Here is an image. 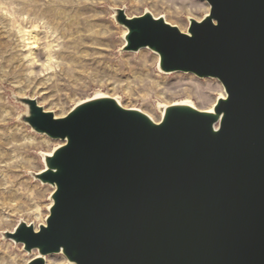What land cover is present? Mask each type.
<instances>
[{
    "label": "water",
    "instance_id": "water-1",
    "mask_svg": "<svg viewBox=\"0 0 264 264\" xmlns=\"http://www.w3.org/2000/svg\"><path fill=\"white\" fill-rule=\"evenodd\" d=\"M187 32L146 11L125 51L148 47L168 73L218 79L214 111L166 108L159 123L112 97L64 117L24 98L30 127L64 143L36 175L55 186L46 225L7 239L73 264H264V0H207Z\"/></svg>",
    "mask_w": 264,
    "mask_h": 264
},
{
    "label": "rangeland",
    "instance_id": "rangeland-1",
    "mask_svg": "<svg viewBox=\"0 0 264 264\" xmlns=\"http://www.w3.org/2000/svg\"><path fill=\"white\" fill-rule=\"evenodd\" d=\"M118 9L129 17L146 11L164 16L185 32L189 19L200 21L211 6L207 0H0V166L5 169V184L0 188L7 192L0 197L4 203L0 263L4 251L26 263L36 255L31 256L22 244L6 241L3 231H13L20 220L38 228L36 206L45 223L54 188L36 181L30 172L44 168L41 152L62 143L35 133L23 120L28 105L22 99L34 98L47 111L64 117L77 103L104 93L159 121L161 104L189 99L206 110L215 105L221 92L225 94L216 78L161 73L160 56L151 49H144L145 59L141 51H125L127 28L117 21ZM34 22L37 48L25 45L28 35L22 32L32 30ZM50 41H55L56 52L48 64ZM30 138L42 143L27 147ZM28 161L34 166H27ZM56 256L66 260L64 255ZM9 263L14 264L11 257L3 264Z\"/></svg>",
    "mask_w": 264,
    "mask_h": 264
},
{
    "label": "bare ground",
    "instance_id": "bare-ground-1",
    "mask_svg": "<svg viewBox=\"0 0 264 264\" xmlns=\"http://www.w3.org/2000/svg\"><path fill=\"white\" fill-rule=\"evenodd\" d=\"M210 12V11H209ZM209 12L207 13V14H205L204 16H203V18L206 16V15H208L209 14ZM162 17H164V16H162ZM165 18V17H164ZM165 20H166V18H165ZM190 20V19H189ZM36 22H34V23H32V30H27V29H23L22 30V32L24 33V35H28V37L27 38H24V40L25 41H27V43L25 44L26 46L27 45H32V46H34V48H37V46H38V43H39V39L37 38V32L34 30L36 27H37V25L35 24ZM56 29H54V28H50V31L51 32H54ZM182 31V30H181ZM50 32V33H51ZM127 32H128V30L126 29V33H125V35L127 34ZM184 32V31H183ZM185 32H187V31H185ZM55 43V41H50V42H48L47 43V58H48V64H50V61L51 60H53V58H54V53L56 52V50H55V46H53V44ZM125 44H126V41H125ZM124 44V45H125ZM146 48H148V47H144V48H141L140 50H138L137 52H139V51H141L140 52V55H141V58H143V59H145L146 57H147V52L144 50V49H146ZM149 49V48H148ZM154 53H156L157 54V52H154ZM34 53H32V51H30V55H33ZM36 57V56H35ZM34 57V58H35ZM159 61H160V57H159ZM158 64H159V62H158ZM159 71L161 72V73H163V74H168V72H164V71H162L160 68H159ZM175 73H180V72H175ZM204 79V78H203ZM210 79H215V78H210ZM224 88V87H223ZM225 90V89H224ZM98 97H110L109 95H107V94H104V93H99V94H97L94 98H98ZM221 97H223V98H225L226 97V92H225V94L223 93V92H221L220 93V95H219V97L217 98V100L219 99V98H221ZM27 98H29V97H27ZM31 98V97H30ZM94 98H90V99H94ZM114 99H116L117 101H118V103L120 104V105H122V103L120 102V99L118 98V97H113ZM31 99H34V98H31ZM90 99H87V100H90ZM87 100H83V101H81V102H79V103H77L76 105H78V104H80V103H82V102H84V101H87ZM217 102V101H216ZM173 104H186V105H190V106H192V107H195V108H197V109H199L197 106H196V104L193 102V101H191V100H189V99H184V100H182V101H179V102H174V103H172L171 105H173ZM216 104V103H215ZM123 106V105H122ZM168 106H170V104L169 105H167V104H161V105H159V112H160V114H161V119H162V117H163V115H164V113H165V110H166V108L168 107ZM214 107H215V105L213 104V105H211L210 107H208V109H206V110H202V109H199V110H202V111H208V112H213L214 111ZM126 108V107H125ZM131 109H136V108H131ZM136 110H139V111H142L143 112V110H141V109H136ZM47 111V110H46ZM143 113H145V112H143ZM28 114V110L26 111V113H25V115H27ZM145 114H147V113H145ZM152 120H154L156 123H159L160 121H161V119L159 120V121H157L156 119H154L151 115H149V114H147ZM56 117H58V116H56ZM35 133H38V132H36V131H34ZM38 134H41V135H46V134H42V133H38ZM47 136V135H46ZM50 138V137H49ZM51 139H53V138H51ZM53 140H58V139H53ZM58 141H61V140H58ZM62 142V143H61ZM60 143L61 144H59V145H57V146H55V148L53 149V150H51L50 152H41V157H42V161H43V163H44V168L43 169H41L39 172H30V175L32 176V177H34V179L36 180V181H40L42 184H44V185H47L46 183H43L40 179H38L37 177H36V175L37 174H39V173H41L44 169H45V167H46V163H45V158H46V156H49V155H52V153L60 146V145H62L64 142L63 141H61ZM40 143H42L41 141H37V140H35L34 138H30L28 141H27V147L29 146V147H34V146H36V147H38L39 146V144ZM0 159H2V157H1V155H0ZM27 166H29V167H32V166H34L33 165V163L31 162V161H28V163H27ZM4 171H5V169H2V167L0 166V187L2 186V185H4L5 184V182H4V177H3V175H4ZM49 185H51V184H49ZM53 188H54V190H55V186H53V185H51ZM54 190H53V192H54ZM52 192V193H53ZM7 192L5 191V190H3L2 188H0V197H1V195L2 194H6ZM52 195V194H51ZM51 195H50V201H52V204H53V199L51 198ZM4 206V203H2L1 201H0V210H1V208ZM52 205H50L49 206V208H48V211L50 212V207H51ZM34 215H35V217L37 218V220L38 221H40V225H38V228H35V226H34V229L36 230V231H38L39 230V227L41 226V225H46V219H47V217H46V219H45V223H44V218H43V216H42V214H40V212H39V208L36 206V209L34 210ZM49 215V214H48ZM1 221H3V217H1L0 216V223H1ZM20 222H25L24 220H20L19 221V223ZM18 223V224H19ZM26 223V222H25ZM17 224V225H18ZM28 224V223H27ZM31 224V223H30ZM30 224H28V225H30ZM14 230H15V228L13 229V231H11V232H14ZM4 233L5 232H8V231H3ZM8 240H10V241H12L13 243H15V244H18V243H16L13 239H7L6 241H8ZM34 252H36V255L34 256V257H32L28 262H30L32 259H35V258H37V257H40V253L38 252V250H34L33 252H29V254L31 255V256H33V254H34ZM56 255H64L63 253H52V254H48V255H45V256H43V258H44V262H45V264H46V261L48 262V264H73V263H71V262H69L68 260H67V258H66V260L65 259H62V258H60V257H57ZM1 256V255H0ZM17 256V255H16ZM11 257V259H12V261L14 262V264H27L25 261H23V260H19V259H17L15 256L14 257H12V255H10V256H7V251H4V253H3V257H2V261H3V263H5V262H7V260H8V258H10ZM23 257V256H22ZM62 257V256H61ZM2 262L0 263V264H3ZM10 264V263H9Z\"/></svg>",
    "mask_w": 264,
    "mask_h": 264
}]
</instances>
